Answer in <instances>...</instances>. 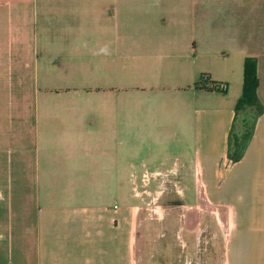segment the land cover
<instances>
[{"label":"crops","instance_id":"1","mask_svg":"<svg viewBox=\"0 0 264 264\" xmlns=\"http://www.w3.org/2000/svg\"><path fill=\"white\" fill-rule=\"evenodd\" d=\"M113 29L142 69L118 88L104 78L117 65L90 63ZM246 56L259 113L235 109ZM128 98L167 103L182 126L196 193L229 223L223 264H264V0H0V264L135 263L133 208L109 197L127 166L126 122L110 126L109 108L121 117Z\"/></svg>","mask_w":264,"mask_h":264},{"label":"rangeland","instance_id":"2","mask_svg":"<svg viewBox=\"0 0 264 264\" xmlns=\"http://www.w3.org/2000/svg\"><path fill=\"white\" fill-rule=\"evenodd\" d=\"M106 37L111 41L110 54L104 57L96 52L90 63L95 69L104 61L118 66L105 73L112 87L139 78L142 69L136 64L140 58L116 46L114 29ZM149 65L157 63L150 59ZM100 78L95 71L94 81ZM127 91V95L131 94L130 89ZM160 101L128 98L126 107H121L126 108V114L123 110L121 117L114 114L111 105L113 114L107 119L112 127L120 121H125L127 127L126 175L122 159L121 181L109 191V197H116L123 207L133 208L134 264H223L232 247L230 242L228 251L225 249L228 220L212 203L199 198L201 193H196L195 151L185 148L184 135L178 132L182 126L177 121L172 123L167 103ZM243 118L249 122L250 113ZM114 134H110L112 141Z\"/></svg>","mask_w":264,"mask_h":264},{"label":"trees","instance_id":"3","mask_svg":"<svg viewBox=\"0 0 264 264\" xmlns=\"http://www.w3.org/2000/svg\"><path fill=\"white\" fill-rule=\"evenodd\" d=\"M198 83H200V77ZM199 85L205 88H211L202 84ZM257 85H258V78L256 74L255 59L252 56H246L244 57L242 63V89H241V94L239 95L235 103L236 110L245 109L246 107L249 106H254L257 113L262 111L263 106L258 101L256 95ZM252 121L251 122L245 121L243 131L241 133H234L233 128L231 126L228 135V144H227L228 145L227 157L229 160L237 161L243 155L248 137L250 136L251 133Z\"/></svg>","mask_w":264,"mask_h":264},{"label":"built area","instance_id":"4","mask_svg":"<svg viewBox=\"0 0 264 264\" xmlns=\"http://www.w3.org/2000/svg\"><path fill=\"white\" fill-rule=\"evenodd\" d=\"M200 83L207 87H211L217 90H225L227 85L224 81H211L206 73L201 74L200 76Z\"/></svg>","mask_w":264,"mask_h":264}]
</instances>
